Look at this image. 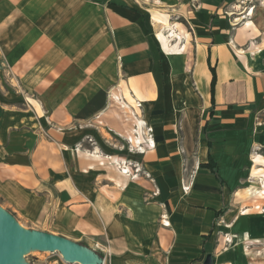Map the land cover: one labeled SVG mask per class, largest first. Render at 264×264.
<instances>
[{
    "label": "crops",
    "instance_id": "1",
    "mask_svg": "<svg viewBox=\"0 0 264 264\" xmlns=\"http://www.w3.org/2000/svg\"><path fill=\"white\" fill-rule=\"evenodd\" d=\"M123 1L0 0V206L25 228L107 251L114 264H203L208 253L214 254V264H264V216H257L262 236L255 235L256 216L248 218L249 206L264 207V189L259 195L258 185H251L254 176L264 174V155L258 149L251 154L246 195L256 201L241 209L247 214L223 221L226 231L246 233L234 235L251 244L245 255L231 253L232 248L220 253L224 241L216 234L223 223L215 221L230 193L203 167L209 157L218 162L207 139L199 142L205 157L198 159L192 190L184 194L182 189L190 178L185 165L195 164L190 153L201 114L187 112L178 129L161 110L155 120L146 114V102L164 93L163 78L140 41L143 14ZM161 25L171 27L167 20ZM208 31L197 36L191 59L198 98L212 108L203 132L212 119L209 136L215 142L264 150V67L257 69L251 56L250 66L244 65L234 39L227 44ZM188 57L173 60L166 51L181 73L187 72ZM123 72L128 92L143 102L145 119L154 127L155 148L140 156L139 165L160 190L152 200L149 180H123L115 165L130 158L108 146L114 137L122 142L117 137L128 128L108 108V90L122 89ZM205 85L203 95L199 86ZM87 136L112 158L80 150L81 144L88 146ZM162 215L170 227L162 226ZM213 224L216 249L204 240ZM135 253L149 258H135Z\"/></svg>",
    "mask_w": 264,
    "mask_h": 264
},
{
    "label": "rangeland",
    "instance_id": "2",
    "mask_svg": "<svg viewBox=\"0 0 264 264\" xmlns=\"http://www.w3.org/2000/svg\"><path fill=\"white\" fill-rule=\"evenodd\" d=\"M123 3V6L127 9H132L133 11L143 14V21L141 23L140 29L143 30L142 33L144 37L142 33H140V36L142 38V40L140 41L144 43L145 47L148 46L150 55L152 56V60L154 64H156V66L160 68V73L163 78L162 91L164 93L161 94L159 100L152 101L149 105L148 102H146V114L150 119L155 120L156 115L159 113L158 111L161 110V114H165L166 116L164 117L165 120L170 122L172 121L171 123L174 126L173 128L178 129L181 126L182 121L185 119V115L187 114V112L188 114L193 110L197 111L198 114L200 112L201 115L198 117V123H195L197 124V133L195 136L194 147L192 152L190 153V156L193 158L192 160L193 162H195V164L185 165L184 174L186 177L190 176L189 180L185 181V183L189 182L191 184L192 190L194 180L196 179V174L198 173V169H200L198 166V159L200 157H205L204 151L201 149L199 142L201 137L202 140L207 139L212 143L211 152H214L215 160L218 161L217 164L215 163V165L217 168V173L221 178L220 185L223 186V188L228 189L230 193L229 198H227L228 203L224 205L223 209H221L220 213L217 215L218 218L215 221L216 223H223L221 231L216 234L217 238L220 237V240L222 241V243L224 241L225 245L224 246L222 244L223 246L220 248L219 252L223 253L225 250L227 251L232 248L230 250L231 253L237 252L239 254L245 255L246 250L248 249L245 247L247 245H250L251 241L246 240V243L243 244L244 241L242 237L239 235H234V233H246L237 232L235 231V229L226 231V229L224 228V222H233L237 217H239V215L247 214H242L243 212L240 213L241 209L256 201L249 200L246 195V190L250 187V170L252 168L250 160L251 154L255 151V149H258L259 151H256L261 155H264V150L254 147L252 149H249L243 143H240L234 147H229L226 143L215 142L209 136V128L211 124H214L212 123V119L210 121L207 120L208 131L203 132V128L205 125L202 124L203 120H205V118H209V113L212 108L206 106L204 107L203 101L198 98V93L193 81L194 60L191 61V59L195 56L194 46L197 36H204L205 34H207L209 32V27L211 31H215L216 34L221 35L225 43L229 44L234 39L236 41V45L240 49H243L245 51V54L247 52L246 55H242L240 57L244 65H248V67L250 66L249 56H251L252 62L256 64L257 69H262L264 67V0H124ZM162 19L167 20L170 23L171 28L175 29L176 31L177 36L173 43L169 42L168 37H165L164 35L158 33V25L159 23H162ZM208 24H210V26ZM171 44H173L172 47L170 46ZM176 48L179 49V51H177ZM166 51L169 53L173 60L174 58H178L181 56H189L188 59H186L184 62L188 65L186 73L185 71L184 73H181L180 70L177 69V67H174L172 65V63L169 61V58L166 59ZM238 56H240V54H238ZM122 74V89H112L110 91L108 90L107 96H110L111 105L108 108L117 112L119 116L118 118L125 126L127 125L128 128L124 133L120 134L121 137H117L119 139H122V142L118 139L121 144L119 141L115 140L114 137L111 142L108 141V146L112 148L114 153L128 156V158L130 159L125 158V162H127L128 164L130 162V164H133V166L138 163V167L140 168V156H142L143 154H132L129 151V145H127L126 141L123 140L124 138L127 140L128 136L131 134L132 129H134L135 127L136 121L135 118L131 115L132 110L123 109L121 108L120 104H134L135 101H139L141 104H143V102L138 99L137 96L134 97V101L131 100L133 98L128 92L129 90L126 86V83L124 82L125 79L127 80L126 74L124 72ZM199 88L204 95L206 85L204 87L199 86ZM127 93L130 97L127 95ZM179 93L183 100H179ZM136 113L140 119H145L146 115L143 105L141 110L140 108H137ZM203 113H205V116L207 117H203ZM149 125L154 128L151 124ZM108 131H111L110 133H112V130L109 129ZM105 136H107L105 138H110L109 135ZM122 136H124V138H122ZM84 141L88 144V146L84 147V145L81 144L80 150L89 152V156L99 158V155H101V157L103 158H112V155L110 156L109 153L106 154L107 151L104 150L102 146H100L99 141H97L94 137L87 136ZM104 143V145L107 146L106 140H104ZM184 155H186V153H184ZM123 163L118 164L122 165ZM118 164L115 166L116 168H118ZM200 167L202 166L200 165ZM131 172L132 170L130 171V175ZM146 173L147 172L143 170V172L139 174L138 178L142 180L141 182L144 181L143 179L149 180L151 189L153 191H158L159 196L160 190L156 182L153 183L150 179H148L146 177ZM151 179L154 180L153 177ZM123 180L127 181L124 178ZM129 180L133 179L129 178ZM255 185H258L257 187L260 186L259 184L254 183L253 186ZM256 190V193H259V188H257ZM153 191L151 192L152 197L151 195L148 196L151 200L152 198L155 199L158 197L153 196ZM148 202L149 200L147 201V203ZM252 205L254 206L248 207V209L252 208V212L248 214V218L256 216L252 218V222H254L253 224H255L259 220H261L257 216H264V207H260L259 203ZM162 226L164 227L163 224ZM215 226L216 225L213 224L212 229L206 233V236H204V240L207 243L210 241L213 242L212 244L213 247H215L214 249L219 246V243L217 245L216 241L212 240ZM260 226L261 225L258 222L254 227L256 229L255 235L257 236L263 235V229L260 230ZM230 233L233 234L230 235ZM228 238L229 240L232 239L231 243H227ZM236 239L239 240L236 241ZM239 244H242L243 248ZM250 248L261 250L262 247L252 246ZM96 252L104 259V264H114V262L110 260L109 253L107 251H105V253H100L101 251ZM163 254L165 257L169 256V252L166 249L164 250ZM211 254L214 258V254ZM133 255L135 258H141L142 260H147L149 258V255L146 254L138 255L137 253H135ZM107 257L109 258L108 260ZM25 258L28 264H69L63 260L62 256L59 253L32 252L29 255L25 256ZM144 263L146 262L144 261ZM237 264L243 263L238 262Z\"/></svg>",
    "mask_w": 264,
    "mask_h": 264
},
{
    "label": "water",
    "instance_id": "3",
    "mask_svg": "<svg viewBox=\"0 0 264 264\" xmlns=\"http://www.w3.org/2000/svg\"><path fill=\"white\" fill-rule=\"evenodd\" d=\"M32 252L59 253L69 264H104L96 251L65 237L25 228L0 206V264H28L25 256ZM203 264H214L211 253Z\"/></svg>",
    "mask_w": 264,
    "mask_h": 264
},
{
    "label": "built area",
    "instance_id": "4",
    "mask_svg": "<svg viewBox=\"0 0 264 264\" xmlns=\"http://www.w3.org/2000/svg\"><path fill=\"white\" fill-rule=\"evenodd\" d=\"M134 99V97H133ZM118 100V99H117ZM134 101V100H133ZM128 102V100H127ZM121 108L123 109H131L132 110V116L135 118L136 124L134 129H132L131 134L128 136L127 140L124 138V136H122V138H124V140L126 141V144L129 145V151L132 154H143L144 152H147L150 149H153L152 146H154L153 144L149 143L151 142V140H154V129L147 124L148 122L145 119H140L137 115V108H142V104L139 101H135L134 104L132 103H128V104H120ZM131 107V108H130ZM134 110V112H133ZM130 113V112H129ZM99 122V121H98ZM97 122V123H98ZM102 123H100L99 125H101ZM119 137H121V135H118ZM144 155V154H143ZM121 160V159H119ZM126 167H129L130 169H132L134 171V174L132 175V179H136L139 174H141L143 172L142 168L138 167V163H136V165L133 166V164H129L127 162H125ZM122 173L125 175L126 171L124 168H121ZM137 176V177H136ZM146 177L148 179H150L153 183L155 182L153 179H151L152 177L146 173ZM139 179V178H137ZM184 194H188L191 191V184L189 183L188 185H183L182 187ZM159 192L158 191H153V196L156 197L158 196ZM167 220V216L166 215H162L161 221L162 224L164 225V227H170V223L166 222ZM232 241V239H230ZM228 239L227 243H231Z\"/></svg>",
    "mask_w": 264,
    "mask_h": 264
},
{
    "label": "bare ground",
    "instance_id": "5",
    "mask_svg": "<svg viewBox=\"0 0 264 264\" xmlns=\"http://www.w3.org/2000/svg\"><path fill=\"white\" fill-rule=\"evenodd\" d=\"M168 29H170V30H168ZM168 30V31H167ZM165 31H167V32H165ZM158 33L159 34H161V35H164L165 37H168V39H169V42H174L175 41V39H176V31H175V29H173V28H171V27H165V26H163V25H161V26H158ZM171 47L173 46V44H171L170 45ZM238 53L239 54H245V51L243 50V49H238ZM149 143H151V144H153L154 146H152V148L154 149L155 148V143H154V140H151V142H149ZM146 152H144L143 154H145ZM257 154V153H256ZM105 158H108V157H105ZM111 165V164H110ZM124 165H126V163H123L122 165H119L118 164V170L121 172V175H122V177L124 178V179H126V180H128L129 178L130 179H132V177H131V175H133L134 174V171L132 170V169H130L129 167H126V166H124ZM116 166V165H115ZM120 167L122 168V167H124V169L125 170H127L126 171V174L124 175L123 173H122V171H121V169H120ZM259 167V166H258ZM132 170V172H131V175H130V171ZM135 175V174H134ZM260 177H261V179H260ZM260 177H257V176H254V178H253V180L251 181V185L253 186L254 185V183H258L260 186H259V195L262 193V190L264 189V174L262 175V176H260ZM261 182H260V181ZM264 212V211H263ZM229 239V238H228ZM231 241V240H230ZM258 242H260V241H258ZM262 255L261 256H263L264 257V245H263V251L262 252H260Z\"/></svg>",
    "mask_w": 264,
    "mask_h": 264
},
{
    "label": "trees",
    "instance_id": "6",
    "mask_svg": "<svg viewBox=\"0 0 264 264\" xmlns=\"http://www.w3.org/2000/svg\"><path fill=\"white\" fill-rule=\"evenodd\" d=\"M213 84H215V79L213 80ZM204 167L208 168L211 171V173L217 178V180L219 182L221 181V178L217 173L216 165H215V163L211 157H209V162Z\"/></svg>",
    "mask_w": 264,
    "mask_h": 264
}]
</instances>
